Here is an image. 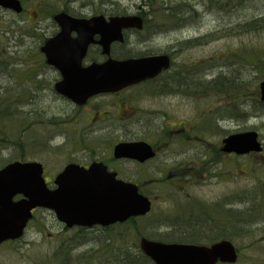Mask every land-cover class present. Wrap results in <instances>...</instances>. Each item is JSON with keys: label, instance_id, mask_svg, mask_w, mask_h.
<instances>
[{"label": "rangeland", "instance_id": "rangeland-1", "mask_svg": "<svg viewBox=\"0 0 264 264\" xmlns=\"http://www.w3.org/2000/svg\"><path fill=\"white\" fill-rule=\"evenodd\" d=\"M22 1L25 12L21 16L0 9V130L3 129V124L7 125L5 130L10 138L16 134L14 129L16 130L17 126L20 127L24 121L31 119L28 114L33 110L32 105L34 104V99L32 104L34 95L29 94L28 91L23 92L31 85L32 80L28 79L27 73H29L31 57L35 55V44L24 31L25 26L35 23L38 15L45 18L42 15L44 11L39 9H54L56 6L54 4L56 0ZM64 1L66 5H57L58 8L65 6L77 10L90 7L101 8V6H95V0ZM105 1L118 2L119 7H122L121 11L125 10L131 14L142 9L140 0ZM160 1L167 3V8L159 10L160 5L153 10L155 14L149 17L148 26L160 25V27L156 28V32L150 33L151 42L147 48L153 50L151 52H157L172 50L171 47L179 44L176 47L175 63L184 73L194 74L198 88L197 91L195 90L197 92L195 97L188 96L185 92L166 93L162 97L150 98L145 105L150 110L162 109L171 119L180 116L182 127L187 125L188 121H193L198 130L196 128L191 131L193 133H190L187 128L186 132L181 133L180 138L177 137L176 142L168 146L167 154L181 151L179 161L184 164L182 171L148 173L149 177L158 180L170 176L167 182H161L160 190L163 197L160 196L159 191L153 192L158 195L159 200L164 202L155 203L152 216L117 227L116 246L117 248L124 247L121 254L118 248L114 254L106 258L107 251L104 250L106 254L101 252L97 263L94 258L91 257V259L96 264H106V260L114 259L118 255L125 257L127 252L131 255L135 254L138 252L139 239L143 238L141 235L148 237L150 234L154 235L156 231L166 232L167 228L165 226L160 228L162 224L158 223L161 213L170 217L177 213L175 205H181V209L196 205L206 209L208 213L206 215L200 213L198 208L190 211L193 219H197L195 230L201 229L202 225L205 227V221L200 218L204 217L213 224L215 230L222 227L223 231L231 233L244 229H246L245 232L251 231L250 234L247 232L244 237L240 236L234 240L241 252V261L238 264H264V192L262 190L264 188V153L237 159L221 152L224 137L238 131H257L264 146V106L261 105L259 88L264 79L262 78L264 73L260 66L257 69L251 62V55L264 57V23L258 22L264 19V0ZM179 5L178 11L181 10L183 19L180 18L177 21L178 24H173L177 22H172L167 16L168 9L174 10ZM186 10L193 12L189 11L186 15ZM161 16L164 17L161 18ZM255 22L256 26L247 27L249 23ZM13 24L21 25L20 32L25 39L21 45L15 46L14 44L13 39L15 38L11 34L14 35L15 31L20 28L13 27ZM166 34L169 38L163 36ZM19 38L21 37L16 40ZM147 48L140 47L134 55L146 52ZM212 79H217L216 85L222 86V90H214L216 85L213 84V88L210 85L209 89L202 85L205 84L204 81ZM229 82L235 83L239 91L229 90ZM38 104L47 109L66 108L63 103L49 96L44 100L40 98L36 105ZM230 104L232 107H228V110L235 108L241 113L240 115L244 116H239V118L230 116L227 109H223ZM205 110L208 112L203 115ZM5 111L13 116L4 117L7 115L6 113L3 115ZM52 117L49 114L46 120ZM81 119L84 120L83 116ZM160 120L158 122L161 124ZM71 130L75 131L73 127ZM47 131L53 135L60 134L57 129ZM37 132L46 135L42 129H38ZM36 141L38 139H34L36 150L27 149L26 156L35 157L49 165L52 168L48 174L50 177L59 172L54 169L64 167L63 163L67 159L83 155L78 151L73 140L66 145L65 143L61 145L58 142L54 143L55 148L51 147L48 151ZM38 144L40 146H37ZM95 144V142L92 143L90 147L94 149ZM178 154L168 158L176 159ZM4 156L18 157L20 154L17 150H9L0 153V159ZM52 159L53 162H51ZM123 172L129 176V173L133 171ZM151 187L155 189L156 185L153 183ZM218 207L222 209L219 210ZM210 208L216 214L210 211ZM243 210L245 217L242 216L239 220L233 218V215L237 216ZM220 211L234 214L231 220L227 221ZM251 212L254 214L251 215ZM249 215L252 219L247 222ZM222 222L223 225L219 226ZM119 237H123L124 241H121ZM105 239L103 236V244L106 242ZM96 242L98 240L95 239L93 231L85 234H78L76 230L65 232L52 211L39 210L32 226L21 241L2 245L0 264H53L56 259L58 263L63 254L69 255L72 263L77 264L79 260L82 262L86 253H94L96 256V244H98ZM252 242L258 244L251 247ZM106 243L109 241L107 240ZM72 263L69 262V264Z\"/></svg>", "mask_w": 264, "mask_h": 264}, {"label": "flooded vegetation", "instance_id": "flooded-vegetation-1", "mask_svg": "<svg viewBox=\"0 0 264 264\" xmlns=\"http://www.w3.org/2000/svg\"><path fill=\"white\" fill-rule=\"evenodd\" d=\"M21 2L24 5L22 0ZM0 9L4 10L2 8ZM39 10L44 11V14L42 15L45 18L41 17V15H38L36 22L25 26L26 28L24 29V31L27 32L28 37L32 40V43L35 44V55L31 57L29 73H27L28 79L32 80L31 85H29L30 88H28L26 91L23 90L24 93L28 91L29 94L34 95V97H32V104L34 99V104L32 105L33 110L28 114L29 118L31 119L29 120L27 118L28 121H24L22 124H20V127L17 126L16 130L14 129L16 134L13 138L8 137V133L5 130L7 125L3 124V129L0 130V153L9 150H17L20 156H4L3 159H0V170H3L7 166L17 162H37L43 167L44 178L47 186L50 190H54L56 188L55 180L57 176H59L67 166L77 165L80 168L89 169L93 165H101L102 168H105L108 173L116 174L117 180L137 186L138 192L149 199L152 204V211L146 217L152 216L155 211V203L157 204L164 202L163 200H159L157 198L158 195L154 194L153 192L159 191L160 196H162L160 190L161 182H167V179H169L170 176L168 178L158 180L149 177L148 173L152 172L154 174H160L162 171H182L184 164L179 161V158L181 157V151H179L180 153L177 152L167 154V151L169 150L168 146L176 142L177 137H179L181 133L186 132L187 128H189L188 132L190 133H193L191 131H194L197 128L196 123L193 124V121H188L187 125L182 127L180 116H175L173 119H171L162 109L157 108L150 110V108H147L145 105V103L150 98L162 97L166 93L179 94L185 92L188 94V96H196L197 92H195V90L197 91L198 85L194 80V74L184 73L175 63V53L177 52L176 47H178L179 44L171 47L172 50L169 49L151 52L153 50H149L147 45H149L151 42V34L156 32V28L160 27V25L148 26V19L144 17L146 11L143 9L138 10L134 14L127 13L125 10L122 11L121 13H125L126 16L137 15L141 17L144 20L143 28L140 30L137 28L124 30L122 32L123 41L114 42L111 45L110 55H105L103 53V47L100 44L101 35L94 32L92 38L93 41L88 45L86 53L81 58V68L87 69L93 65H102L110 59L125 61L134 58L153 56H168L170 67L168 69H164L155 78L147 79L140 83L129 85L125 88H121L112 92L95 94L87 99L84 104H80L67 98L58 90L59 86L64 85L65 77L63 71L69 68V64L62 63V59L48 58L43 53L42 48L48 41L59 36L61 27L56 23L55 16L60 12H65L74 18L86 20H90L95 16L105 15L108 20L111 17L116 16L115 12L117 11L109 8H86L79 10L71 8H43ZM45 11H47V13H45ZM77 11L85 12L80 13ZM24 12L25 7H23V12L20 15L14 14L13 12L12 13L16 16H21ZM13 27L20 28L18 31H15L14 35L11 34L15 38L13 39L15 46L23 44L25 39H23L20 32L21 25L13 24ZM163 36L169 38V35L167 34ZM18 37L21 38L16 40ZM78 37L79 35L76 31L71 32L70 38L72 40H76ZM140 47H146L147 51L134 55L137 53V49ZM73 68L75 69L76 67ZM204 82L205 84L202 85H204L206 89H209L210 84L213 83V79L206 80ZM184 89L186 90L182 91ZM47 96L52 97V99L55 101L63 103L66 108L64 109L63 107V109L60 110L57 108L47 109L45 107L42 108L43 106L39 104L36 105L40 98L41 100H44ZM207 112L208 110H205L203 115H206ZM4 113H6V111L3 112V115ZM6 114L7 115H4V117L13 116V114L10 113ZM49 114L53 117L46 120ZM82 116L84 120L81 119ZM16 117L19 118L18 116ZM159 119H161V124L158 122ZM71 127H73L75 131H72ZM38 129H42L46 135L38 133ZM49 129H57L60 134H50L47 131ZM229 135L230 134L226 135L225 137ZM34 139H38L36 142H40V145H42L43 148L46 147L47 151L51 147L55 148L56 145L54 146V143L58 142L60 145L61 143H65L64 145H66L73 140L78 147V151L82 152L83 155L67 159L63 163L64 167L62 169H54V171L59 172L56 175L50 177L48 174L49 171H52V168L49 165L35 157L26 156L27 149L30 151L36 150L34 147ZM94 142L96 144L94 145V149H92L90 146ZM97 142H101L102 145L101 143ZM120 144H145L151 149L152 156L143 157L140 160L131 159L129 157H117L115 150ZM40 145L38 144L37 146ZM175 154L179 155L178 158H168L169 156H173ZM226 155L237 159L246 157L237 156L235 154ZM53 161L54 160L52 159L51 162ZM51 162L47 163L50 164ZM123 171H133L134 174L131 172L128 176V174H125ZM153 183L156 185L155 189L151 187ZM23 198L24 197L22 195H17L15 196L14 201L17 202ZM174 207L177 209V215L175 214L167 217L165 213H161V217H158V219H160L158 223L160 222L159 224H162L160 228L165 226L167 228L166 232L161 233V231H156L154 232V235L165 237H181L186 239L197 237L199 232L195 231L194 228L197 224V219H193L190 211L198 208L200 213L205 215L208 213V211L196 205L188 206L185 209H181V205H175ZM179 208L181 210H179ZM221 209L222 207L219 208V210ZM39 210L41 209H36L33 211L34 218L29 222L27 229L32 226L36 213ZM209 210L216 214L212 208ZM59 224L63 226V231L65 232H69V230H76L78 234H85L87 232L93 231L95 234V239L99 240L96 248V255L100 257L101 252H103L101 249L102 237L104 236L106 239L108 238L110 240L111 237L116 239L117 227L128 225L129 222L107 227L94 226L93 228L77 226L68 228L60 222ZM226 235L228 234L222 232L221 234L214 236L211 228L208 234L205 236L208 238H216L217 241L208 244L212 246L217 242L225 240V238H227ZM240 236H245L244 230H241L237 235H234L235 238ZM21 240L13 242L10 241L7 243H17ZM1 247L2 246H0V249ZM137 250L139 251L140 249L138 248ZM116 260L117 257L114 259H108L106 260V264H113L116 262Z\"/></svg>", "mask_w": 264, "mask_h": 264}, {"label": "water", "instance_id": "water-1", "mask_svg": "<svg viewBox=\"0 0 264 264\" xmlns=\"http://www.w3.org/2000/svg\"><path fill=\"white\" fill-rule=\"evenodd\" d=\"M0 8L21 14L20 0H0ZM55 21L61 27L58 37L42 48L50 59H62L69 64L64 70V85L58 90L74 102L84 104L91 96L112 92L147 79L155 78L170 67L168 56L117 61L110 59L102 65L81 68V58L93 41V33L101 35L103 53L110 55L113 42H122V32L129 28H143L137 16H96L90 20L77 19L60 13ZM72 31L79 37L70 38ZM73 67H76L75 69ZM264 103V81L260 84ZM222 151L228 154L249 155L263 151L257 132L233 134L223 140ZM117 157L142 159L152 156L145 144H120ZM57 189L50 190L43 178V167L38 163H15L0 170V245L20 239L33 210L43 208L55 212L58 220L67 227L110 226L124 223L130 218L146 216L151 202L140 195L138 188L116 179L101 165L89 170L77 165L68 166L56 179ZM24 199L14 201L15 196ZM140 247L155 264H235L238 254L235 246L223 241L211 247L181 244H164L142 239Z\"/></svg>", "mask_w": 264, "mask_h": 264}, {"label": "trees", "instance_id": "trees-1", "mask_svg": "<svg viewBox=\"0 0 264 264\" xmlns=\"http://www.w3.org/2000/svg\"><path fill=\"white\" fill-rule=\"evenodd\" d=\"M76 1L77 0H70V2H76ZM95 1H96L94 3L95 6L96 5L101 6V9L109 8V9H112V10H116L117 11V12H115L116 15L117 14H123V13H121L122 12L121 11L122 7H119L118 2L110 3L108 1L106 2L105 0H95ZM140 2H141L142 9L146 11L145 14H144L145 16L144 15L143 16L148 19L147 20L148 22H150V20H149L150 18L149 17H152L155 14V12L153 11L154 9H157L160 5H161V8H158L159 10L167 8V3L161 2L160 0H140ZM54 4L56 5L54 9H68L67 6L58 8L62 4L66 5L64 0H56L54 2ZM57 5H59V6H57ZM107 5H109V6H107ZM91 6H93V5H91ZM90 8H94V7H90ZM178 8H180V5L178 7H175L174 10H169L168 9V13H167L168 15L167 16L172 20V22H177V21H179L180 18L183 19L182 12H180L181 10L178 11ZM189 11H190V13L193 12L192 10H189ZM189 11L188 10L185 11L186 15L189 13ZM163 17L164 16H161V18H163ZM258 22L264 23V19L259 20ZM173 24H178V22L177 23H173ZM256 25H257L256 22L255 23H249L247 27H253V26H256ZM261 25H263V24H261ZM251 58H252L251 62L254 63L253 67L258 69V66H260L262 68V72L264 73V57L263 56L260 57V56H256V55H251ZM262 78H264V75H263ZM216 82H217V79L213 80L212 84L216 85ZM212 84H210L211 87H212ZM235 85H236L235 83L229 82L228 89L229 90H235V92H238L239 88H236ZM214 87H215L214 90H222V88H223L219 84H217ZM224 89H227V88H224ZM261 105L264 106V104L262 102H261ZM228 107H232V104L228 105L227 108H223V109H227V111L230 114V116L233 115V117H235V118L236 117L239 118V116L240 117L244 116L243 114L240 115L241 113L237 112L238 111L237 109L232 108V110H228ZM262 190L264 192V188ZM263 201H264V198H263ZM220 212L226 217L227 221H229V219L231 220L232 215L234 214V213H231V212H224V211H220ZM244 214H245V211L243 210V211L239 212L237 216L233 215V218H236L237 220H239L240 217H242V216L245 217ZM252 214H254V213L251 212V215ZM261 214H260V216H261ZM250 219H252L251 216L247 219V222H249ZM202 220L205 221V227H204V225H202L201 229L195 230V231L199 232L198 236L195 237V238L186 239V238H181V237H165V236H160V235L156 236V235H153V234H150L148 237L141 235V237H146L148 240L158 241V242H163V243H189V244H197V245H208V244H210V243H212L214 241H217L215 237L208 238V237L205 236L206 234H208V232L212 228L213 232H217V233H213L214 236H216V234L217 235L221 234L222 232L227 233L228 235H226L227 238H225V240L231 241L234 245L236 244L234 240H236L237 238H235L234 235L236 233H239V231H241V230H239L237 232H234V233H231L230 231H223L224 229L222 227H218V228L216 227L217 229L215 230L214 227H213V224L209 220H207L206 218H202ZM131 221L134 222L133 220H131ZM130 222H129V224H130ZM251 222H253V221H251ZM239 223H241V221ZM222 225H223V222L221 224H219V226H222ZM244 231H246V229H244ZM247 232L250 234L251 231H247ZM247 232H245V235H247L246 234ZM120 236H122V235H120ZM119 238H120L121 241H124L123 237H119ZM105 240H106V242L108 240L109 243L105 242L103 244V242H102L101 249H102L103 252H104V250L107 251L106 258L111 256L112 253L114 254V251L116 249H118V248H119L118 250L120 251V254H121V250L124 249V247H118L117 248L116 241H118V237H116V239L111 237V240L114 241V242H112L108 238L105 239ZM96 243H99V240ZM257 244H258L257 242H252L251 247L254 246V245H257ZM105 254H106V252H104V255ZM126 254L127 255L125 257H121L120 255H118L116 262H114L113 264H154L140 250L138 252H136L135 254H132V255L129 252H127ZM91 257L94 258L96 263H97V259L99 258L98 255L95 256L94 253L93 254L86 253V255H84V259L82 260V262H80V260H79V263H77V264H96L91 259ZM71 260H72V258H70L69 255L63 254L61 256V258L59 259L58 263H57V259H56L55 262L53 261V264H55V263L56 264H69V262L72 263ZM73 261L75 262L74 259H73Z\"/></svg>", "mask_w": 264, "mask_h": 264}]
</instances>
